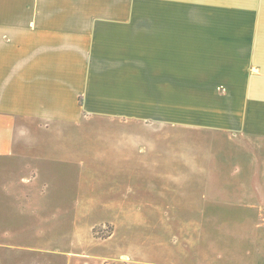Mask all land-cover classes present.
<instances>
[{
  "label": "crops",
  "instance_id": "obj_1",
  "mask_svg": "<svg viewBox=\"0 0 264 264\" xmlns=\"http://www.w3.org/2000/svg\"><path fill=\"white\" fill-rule=\"evenodd\" d=\"M97 13L108 15L82 18L88 20L87 28L93 25L102 30L88 33L86 43L112 44L117 37L119 45H127L128 38H135V43L139 38L145 39L142 43L163 38L161 43L168 44L169 30L189 29L197 30L193 35L199 43L225 46L222 51L230 56L55 53L64 38L78 43L74 39L79 38L78 30L73 32L72 27L64 35V22L73 24L80 20L79 14ZM64 14L70 15L66 21ZM91 118L124 126L146 123L213 130L250 149L264 150V0H197L194 4L190 0H0V171L5 174L0 189L9 188L14 198L20 197L15 196L13 188L20 182L27 186L21 190L23 198L31 196L26 190L35 189L34 184L39 190H47L54 178H46L44 173L72 163L55 154L57 141H72L73 128ZM118 137L123 144L110 152L118 164H108V171H114L118 174L115 178L126 183V175L121 173L144 170L142 164H128L132 150L127 151V143L136 146L143 138L126 133ZM138 153L142 156L140 150ZM145 171L169 174L170 166L150 164ZM191 171L188 166H177L172 172ZM125 186L105 189L103 195H122L104 196V203H144L137 195L127 196ZM78 193L76 199L81 198ZM8 204L0 200V205ZM2 211L0 216L12 222L24 217V212ZM254 216L264 221V212ZM10 234L14 233L0 231V235ZM4 248L18 252L44 250L25 245Z\"/></svg>",
  "mask_w": 264,
  "mask_h": 264
},
{
  "label": "rangeland",
  "instance_id": "obj_2",
  "mask_svg": "<svg viewBox=\"0 0 264 264\" xmlns=\"http://www.w3.org/2000/svg\"><path fill=\"white\" fill-rule=\"evenodd\" d=\"M195 2L190 0V4ZM107 15L79 14L80 20L70 24L65 20L70 15L64 14V35L73 27V32L78 30L79 38H74L78 43L64 38L55 53L61 56H230L222 51L225 46L199 43L193 35L197 30L189 29L169 30L168 44L161 43L163 38H156L153 43L140 42L144 38L135 43V38H128L127 45H119L117 37L112 44L86 43L88 33L102 30L93 25L87 28L89 22L82 18ZM72 132V141L59 140L55 147L60 160L71 159L72 163L69 161L70 167H59L52 172L45 167L50 173L44 176L54 178L48 182L47 190H39V185L34 184L35 189L26 190L31 196L23 198L21 190L27 186L20 182L13 187L15 196L20 197L14 198L9 188L0 189V200L9 202L0 205V212L2 208L6 214L13 210L24 212V217L13 222L0 216V231L14 233L0 235V264L264 261V221L254 216L256 212H264V150L250 149L213 130L154 127L146 123L124 126L102 118L80 123ZM120 133L143 138L136 146H131L133 142L127 143V151L132 150L128 164H142L144 170L121 173L126 175V183L115 178L117 173L108 171V164H118L117 160L113 162L116 156L110 152L123 144L119 141ZM150 164L169 165L170 173L145 171ZM177 166H188L192 171L172 172ZM4 177L0 171V188L5 183ZM118 184L126 185L127 196L137 195L144 203L105 204L102 197L122 195H103L105 189ZM77 190L79 199L75 198ZM5 245L44 247V250L7 251Z\"/></svg>",
  "mask_w": 264,
  "mask_h": 264
}]
</instances>
